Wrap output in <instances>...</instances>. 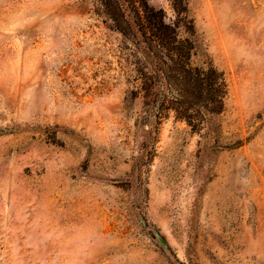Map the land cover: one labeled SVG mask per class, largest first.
<instances>
[{"label": "rangeland", "instance_id": "obj_1", "mask_svg": "<svg viewBox=\"0 0 264 264\" xmlns=\"http://www.w3.org/2000/svg\"><path fill=\"white\" fill-rule=\"evenodd\" d=\"M157 10L223 83L199 129ZM0 264H264V0H0Z\"/></svg>", "mask_w": 264, "mask_h": 264}, {"label": "trees", "instance_id": "obj_2", "mask_svg": "<svg viewBox=\"0 0 264 264\" xmlns=\"http://www.w3.org/2000/svg\"><path fill=\"white\" fill-rule=\"evenodd\" d=\"M123 13L126 16L124 22H129L127 8H124ZM137 19L138 27H133V29L137 35L143 38L142 47L149 49L148 46L153 45L163 52L169 63L170 77L175 79L177 83L174 84L185 92L181 95L180 109L178 111L176 109L178 117L186 120L192 129H199L205 122L206 115L220 110L223 83L212 69L201 70L189 66L187 56L189 49L185 46L186 41L178 40L174 23L166 24L164 22L162 10L155 11L145 19H142L141 16H138ZM148 32L149 36H146ZM154 72L156 76L159 74L157 66L154 68ZM189 96L194 97L193 101L198 100L199 109L195 110L191 107L193 101H188Z\"/></svg>", "mask_w": 264, "mask_h": 264}]
</instances>
